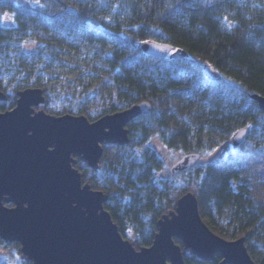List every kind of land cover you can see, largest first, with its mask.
I'll return each mask as SVG.
<instances>
[{
    "label": "trees",
    "instance_id": "trees-1",
    "mask_svg": "<svg viewBox=\"0 0 264 264\" xmlns=\"http://www.w3.org/2000/svg\"><path fill=\"white\" fill-rule=\"evenodd\" d=\"M151 41L172 47L171 55L144 54L140 45ZM61 65L75 69L62 89L52 82ZM207 65L219 80L205 76ZM34 87L43 90L47 114L90 122L151 104L127 125V145H103L99 168L74 165L83 183L107 196L104 210L123 239L151 246L159 218L191 192L213 233L244 237L252 260L264 264V178L255 181L250 170L264 163V112L251 100L264 97V0H0V112ZM243 128L246 138L233 148ZM161 148L218 154L169 176ZM220 260L190 254L183 264Z\"/></svg>",
    "mask_w": 264,
    "mask_h": 264
},
{
    "label": "water",
    "instance_id": "water-1",
    "mask_svg": "<svg viewBox=\"0 0 264 264\" xmlns=\"http://www.w3.org/2000/svg\"><path fill=\"white\" fill-rule=\"evenodd\" d=\"M140 50L164 58L173 48L151 41ZM203 70L208 79L219 80L211 66ZM16 96L15 107L0 112V240L18 244L21 259L30 264H183L191 254L210 261L218 255L219 264H255L244 237L226 240L208 228L194 193L178 198L175 209L159 218L151 246L136 249L104 210L107 196L83 183L76 159L99 168L103 145H127V125L150 112L149 102L90 122L81 115L47 114L40 88ZM5 99L0 91V103ZM251 100L264 112V97L254 94ZM246 135L245 128L236 131L232 147ZM200 159L194 152L181 155L169 166V176L189 171Z\"/></svg>",
    "mask_w": 264,
    "mask_h": 264
},
{
    "label": "rangeland",
    "instance_id": "rangeland-1",
    "mask_svg": "<svg viewBox=\"0 0 264 264\" xmlns=\"http://www.w3.org/2000/svg\"><path fill=\"white\" fill-rule=\"evenodd\" d=\"M5 19V18H4ZM34 49V47H32ZM75 57H73L71 61V66L75 64ZM67 65H61L57 67L54 71V73L57 75V78L52 81L53 83L57 82V85H59V88L62 89V86L60 84L63 83L64 78H69L71 75H73L74 68ZM229 145H231V142L229 141ZM160 154L163 157V159L166 162L167 168L174 163L178 158L179 154L171 153L163 148L160 149ZM218 154V151H216L214 154H212L209 157L202 158L201 162H209L211 161L216 155ZM250 170L252 171V176L255 181L260 180L261 178H264V163L261 162H253L250 164ZM81 172V171H80ZM0 260L6 261L8 264H22V259L20 257L19 249L15 248H4L0 246Z\"/></svg>",
    "mask_w": 264,
    "mask_h": 264
}]
</instances>
